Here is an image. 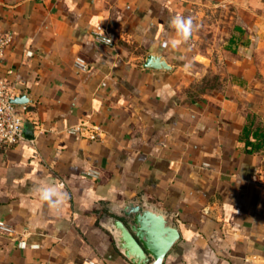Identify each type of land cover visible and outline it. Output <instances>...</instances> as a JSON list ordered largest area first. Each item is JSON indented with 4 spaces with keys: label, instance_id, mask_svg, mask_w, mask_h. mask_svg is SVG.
<instances>
[{
    "label": "crops",
    "instance_id": "obj_1",
    "mask_svg": "<svg viewBox=\"0 0 264 264\" xmlns=\"http://www.w3.org/2000/svg\"><path fill=\"white\" fill-rule=\"evenodd\" d=\"M0 31L30 118L0 145V264H133L103 222L139 199L178 224L164 264H264V0H0ZM83 120L99 138L68 131Z\"/></svg>",
    "mask_w": 264,
    "mask_h": 264
},
{
    "label": "water",
    "instance_id": "obj_2",
    "mask_svg": "<svg viewBox=\"0 0 264 264\" xmlns=\"http://www.w3.org/2000/svg\"><path fill=\"white\" fill-rule=\"evenodd\" d=\"M144 66L170 69L162 55L151 53ZM26 96L12 102L23 104ZM106 227L114 236L120 251L133 264H164L165 258L180 239V231L173 215L163 213L143 199L115 203L105 214Z\"/></svg>",
    "mask_w": 264,
    "mask_h": 264
},
{
    "label": "built area",
    "instance_id": "obj_3",
    "mask_svg": "<svg viewBox=\"0 0 264 264\" xmlns=\"http://www.w3.org/2000/svg\"><path fill=\"white\" fill-rule=\"evenodd\" d=\"M94 37L96 41L109 46L114 44L113 39L107 35L106 29L101 25L94 30ZM11 41L12 37L10 34L0 31V62ZM76 65L83 70L87 68V64L82 58L76 60ZM12 73L13 71L9 70L5 75H0V145L3 146H14L24 140L25 124L30 119L28 117L29 108L27 104H15L12 102L18 96L17 88L10 79ZM68 131L92 140L100 137L99 128L90 125L85 120L76 126L70 127ZM87 173L94 175L96 171L89 169ZM0 230L8 234L15 232L13 227L4 221H0Z\"/></svg>",
    "mask_w": 264,
    "mask_h": 264
},
{
    "label": "clouds",
    "instance_id": "obj_4",
    "mask_svg": "<svg viewBox=\"0 0 264 264\" xmlns=\"http://www.w3.org/2000/svg\"><path fill=\"white\" fill-rule=\"evenodd\" d=\"M170 26L175 30L181 41H187L195 30L191 17L175 16L171 19ZM36 191L40 200L46 202L53 210L59 209L67 195V193L61 191L57 184L49 182L38 185Z\"/></svg>",
    "mask_w": 264,
    "mask_h": 264
}]
</instances>
